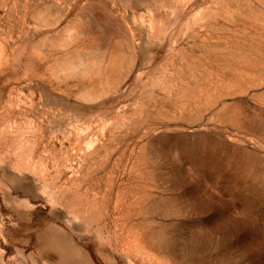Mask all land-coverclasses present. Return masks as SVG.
Wrapping results in <instances>:
<instances>
[{
    "label": "rangeland",
    "instance_id": "rangeland-1",
    "mask_svg": "<svg viewBox=\"0 0 264 264\" xmlns=\"http://www.w3.org/2000/svg\"><path fill=\"white\" fill-rule=\"evenodd\" d=\"M0 264H264V0H0Z\"/></svg>",
    "mask_w": 264,
    "mask_h": 264
}]
</instances>
